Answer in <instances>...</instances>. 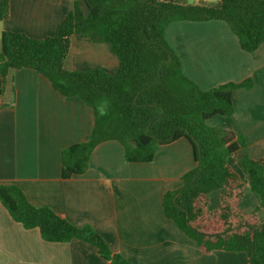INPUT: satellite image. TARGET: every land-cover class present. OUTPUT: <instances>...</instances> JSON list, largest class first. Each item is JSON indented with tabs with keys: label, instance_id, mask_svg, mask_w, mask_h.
Returning a JSON list of instances; mask_svg holds the SVG:
<instances>
[{
	"label": "crops",
	"instance_id": "obj_1",
	"mask_svg": "<svg viewBox=\"0 0 264 264\" xmlns=\"http://www.w3.org/2000/svg\"><path fill=\"white\" fill-rule=\"evenodd\" d=\"M74 1L85 9L83 0H8L7 17L0 20V49L3 31L33 38L52 35ZM163 34L183 74L200 89L251 78L250 88L233 91V112L213 115L206 123L243 136L248 155L264 161V41L244 51L218 19L171 21ZM118 66L108 44L71 36L66 69L114 73ZM0 104V183L18 185L32 204L48 205L73 224H90L132 264H248L244 252L202 251L163 216V193L180 187L181 176L195 166L186 138L155 144L147 162L126 160L119 141L104 140L92 149L83 172L62 178L61 151L88 140L92 108L77 96L62 95L45 76L26 67L12 70L2 90L0 84ZM244 155L238 151L229 158L243 178L239 160ZM243 188L236 205L247 215L259 199L246 183ZM0 264L112 263L80 240H43L38 228L22 227L0 202Z\"/></svg>",
	"mask_w": 264,
	"mask_h": 264
},
{
	"label": "trees",
	"instance_id": "obj_2",
	"mask_svg": "<svg viewBox=\"0 0 264 264\" xmlns=\"http://www.w3.org/2000/svg\"><path fill=\"white\" fill-rule=\"evenodd\" d=\"M83 2L85 9L73 2L50 36L2 32L1 90L12 70L26 67L45 76L62 95L77 96L92 108L88 140L61 151L62 178L83 172L92 149L104 140L119 141L126 160L147 162L155 144L186 138L195 166L181 176L180 187L163 193V216L204 252H244L248 264H264V161L248 155L243 136L206 123L213 115L231 114L233 91L250 88L252 80L200 89L183 74L163 34L171 21L218 19L229 26L241 49L252 52L264 41V0ZM7 14L8 0H0V20ZM72 35L108 44L118 58V69H66ZM238 151L245 153L239 160L244 178L229 162ZM245 183L259 199L247 215L236 205ZM0 202L22 227L38 228L45 241L77 239L94 246L112 264H132L90 224H73L48 205L32 204L16 184L0 183Z\"/></svg>",
	"mask_w": 264,
	"mask_h": 264
},
{
	"label": "rangeland",
	"instance_id": "obj_3",
	"mask_svg": "<svg viewBox=\"0 0 264 264\" xmlns=\"http://www.w3.org/2000/svg\"><path fill=\"white\" fill-rule=\"evenodd\" d=\"M208 260V259H207ZM236 264V263H235Z\"/></svg>",
	"mask_w": 264,
	"mask_h": 264
}]
</instances>
